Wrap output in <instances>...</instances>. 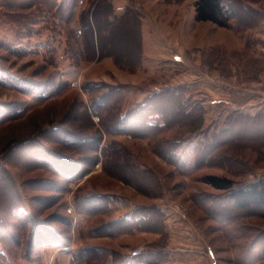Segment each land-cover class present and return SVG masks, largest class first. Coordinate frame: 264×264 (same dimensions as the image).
<instances>
[{"label":"rangeland","instance_id":"1","mask_svg":"<svg viewBox=\"0 0 264 264\" xmlns=\"http://www.w3.org/2000/svg\"><path fill=\"white\" fill-rule=\"evenodd\" d=\"M242 1L264 12V0ZM97 2L0 0V251L4 253L0 254V264H64L69 259L72 264H77L74 258L80 251L88 250L92 257L89 260L84 257L85 260L78 264H116L124 260L130 263L131 252L139 250L136 246L143 243L139 237L130 236L121 242L99 240L96 243L101 246L93 247L86 239L88 223L81 216L83 213L76 206L75 197L86 192L107 190L116 191L115 194L108 193L114 197L110 204L113 211L91 218L90 228L129 216L141 206H156L166 213V237L163 233L151 231L158 238L144 245L146 249L140 252H164L167 257L160 258L158 255L157 264L166 259L170 261V253H167L169 242H182L183 238L186 242L195 240L202 244L211 240L217 245L225 242L236 248L238 256L248 248V264H257L259 257L251 245L264 227L261 221L264 208L253 209L252 215L234 222L216 221L208 212L210 208L230 209L233 205L226 193L208 184L205 177L229 176L242 186L264 176V158L260 160L256 152L244 150L238 154L244 165L235 169L232 166L191 169L188 164L177 168L163 160L154 151V146L163 140L188 136L196 137L195 142L212 140L213 134L229 128L228 116L231 113L256 115L264 111V77L260 76L264 73V36L259 35L264 30V20L243 30L224 27L234 33V48L216 46L218 48L203 54L204 65L209 70L210 65L217 70L216 81L220 87L215 93L209 91L206 85L195 86L196 80L193 79H189L186 85L171 83L170 78L175 76L172 69L167 86L151 89L146 88L147 85L136 86L124 91V111L153 92L179 86L185 87L191 100L203 105V132L199 135L190 134L191 123L185 120L151 139H135L129 134L104 136L102 142H120L143 167L155 171L157 180L152 181L149 196L106 174L102 162L89 168L85 175L87 179L84 176L67 182L54 172L55 167H49L44 161V156L54 151L65 159L75 161L77 169L69 168L68 171L77 174L86 167L83 160L94 154L68 149L61 141L62 130L79 138H99L101 135L99 118H90L86 108L92 97L108 89L100 87L99 93H89L84 85L115 84L90 79L91 73L94 78L98 69L94 64L102 59H88L87 32L81 24L85 13L93 14ZM93 19L90 21L93 22ZM121 67L131 70L125 65ZM197 67L203 69L202 64ZM185 73L190 74L188 71ZM200 74L202 79H209L211 72L204 68ZM159 83L162 84V81ZM248 98L252 100L251 104ZM237 146L233 144V148ZM126 197L131 201H127ZM141 202L151 204L142 205ZM17 204L21 206L22 218L16 215L19 211ZM175 204L183 207L185 216L175 211ZM115 209L119 210V214L114 213ZM257 213L261 215L257 216ZM7 225H12L8 228L9 234L2 231L7 229ZM42 234L48 239L60 240L61 244L40 245L38 240L33 242ZM153 244L155 246L150 247Z\"/></svg>","mask_w":264,"mask_h":264},{"label":"trees","instance_id":"2","mask_svg":"<svg viewBox=\"0 0 264 264\" xmlns=\"http://www.w3.org/2000/svg\"><path fill=\"white\" fill-rule=\"evenodd\" d=\"M195 6L198 21H211L221 27H235L238 30H243L264 20L263 11L255 9L242 0H197ZM89 13L84 14L81 22L87 32L88 59L112 57L118 65H125L131 70L138 68L142 60V39L141 22L137 13L132 9H127L122 16H117L112 0H98L94 5L93 14ZM91 19L93 22L90 21ZM100 87H107L108 91L99 93ZM127 88L129 86H108L98 83L84 85L86 92L99 93L90 99V105L86 111L90 118L95 116L99 118L101 135L99 138L81 136L79 138L73 134L69 135V131L62 130L63 138L60 139L70 150L94 155L83 160L86 167L76 174L68 171L69 168L77 169L75 161L65 159L54 151H49L48 155L44 154L45 163L49 167H55L54 172L60 174L67 182L82 179L90 167L102 162L106 174L150 196L152 181L157 180L155 171L143 167L120 142L116 140L102 142L104 136L129 134L135 139H151L180 125L185 120H189L191 123L189 125L191 135L194 133V135H199L203 132V105L191 100L192 98L187 96L185 87L179 86L153 92L139 104L124 111L123 103L126 99L124 91ZM228 125L229 128L213 134L214 139L212 140L195 142L194 138L196 137L192 136L184 137L185 139H160L163 141L154 146V151L163 160L177 168H183L188 164L191 169H200L204 166L223 168L232 166L233 169L241 167L244 164L238 159V154L244 150L256 152L260 160L264 158V111L256 115L241 112L231 113L228 116ZM235 143L238 146L233 148ZM231 173L235 174V172ZM205 180L215 189L224 191L228 201H231L233 205L230 209L210 208L208 212L216 221L234 222L252 215L251 210L253 209L264 208V176L242 186L229 176L207 175ZM113 200L114 197L111 195L98 191L86 192L75 197L79 211L91 217L103 216L112 212L113 208L110 204ZM17 207L19 211L16 212V215L22 218L21 206L17 204ZM256 215L261 214L257 213ZM165 217V213L156 206H141L137 207L129 216L118 217L102 223L94 228L92 233L116 236L147 230L164 234ZM11 226L7 225V229H2V231L9 234L8 228ZM163 236L166 237V234ZM37 240L40 245L61 244L60 240L48 239L44 234L38 235L33 242H37ZM253 245L257 246L258 256L264 257V231L258 234ZM151 246L153 247L155 244ZM89 252L91 251H80L74 261L78 264L85 258L89 260L92 257ZM0 254H4L3 251H0ZM158 255L160 258L167 257L160 250H151V252L149 250L133 257L136 263L157 264L159 262ZM120 262L133 264L126 263L125 260L118 261L116 264H121Z\"/></svg>","mask_w":264,"mask_h":264},{"label":"crops","instance_id":"3","mask_svg":"<svg viewBox=\"0 0 264 264\" xmlns=\"http://www.w3.org/2000/svg\"><path fill=\"white\" fill-rule=\"evenodd\" d=\"M196 1L197 0L193 2L190 0H112L114 12L117 16H122L127 9H132L137 13L140 19L142 39L141 64L135 70H128L117 65L112 58H104L98 60L94 64L95 68L97 67L98 69L95 71L96 76L94 78V74L91 73L90 79L105 81L115 85H126L131 88L136 86L144 87L147 85L146 88L151 89L157 86H167L169 84L168 79L171 76L169 72L172 69L171 72L175 71V76L170 78V81H172L171 83L186 85L189 79H193L196 80L195 82L197 85L195 86L199 87L206 85L205 87H208L209 91L211 90L215 93L217 88L220 87V83L216 81L217 77L215 74L217 70L212 65L209 66L212 71L209 70L207 65H204L202 56L210 51V49L218 48L216 46L230 50L234 48L232 45L234 42V33L231 29L218 26L211 21H198L196 19ZM260 34L264 36V30L261 31L259 35ZM201 64L203 65V69L197 67V65L201 66ZM204 68L211 72L209 79L205 77L203 79L201 78L200 70L204 71ZM187 71L190 74H186L185 72ZM260 76L263 78L264 73ZM160 81H162V84L159 83ZM248 100V103L252 101L249 98ZM96 174L100 176L98 171H96ZM85 177L86 179L88 178V176ZM120 184L124 185L123 183ZM131 190L134 189L131 188ZM101 192L115 194L116 191L107 190ZM126 198L127 201L130 200L128 197ZM141 203L142 205L151 204L148 202ZM114 211L115 214H119L118 209ZM163 211L167 213L170 212L166 209H163ZM81 216L86 218V222L88 223V235L86 239L89 240L90 247L94 245L101 246L99 243H96L99 242V240L105 241L112 239L121 242V240L130 236L139 237L140 241H143V243L136 246L139 250L131 252L132 260L130 263L133 264H137L133 256L144 251L146 249L144 245L156 241L158 238L157 234L147 230L134 231L119 236H94L92 234L93 227H89L90 220L93 217L87 214H81ZM261 221L264 222V216H261ZM261 229V232H263L264 227H261ZM211 241L202 244L195 240L186 242L184 238L182 242L177 240L176 243L171 240L167 250V253H170L171 260L169 261L166 259L159 264H248V248L243 254L238 256L235 251L236 248H233L232 245H228L225 242L217 245ZM174 245H176V247H174ZM118 248L121 249L122 247L118 246ZM251 249L255 251L258 256L257 246L254 247L252 243ZM64 264H72L71 259ZM257 264H264V257H259Z\"/></svg>","mask_w":264,"mask_h":264},{"label":"built area","instance_id":"4","mask_svg":"<svg viewBox=\"0 0 264 264\" xmlns=\"http://www.w3.org/2000/svg\"><path fill=\"white\" fill-rule=\"evenodd\" d=\"M175 211L182 214L183 216H185V214H183V207L180 204H175L174 205ZM70 211L72 212V208H70Z\"/></svg>","mask_w":264,"mask_h":264}]
</instances>
